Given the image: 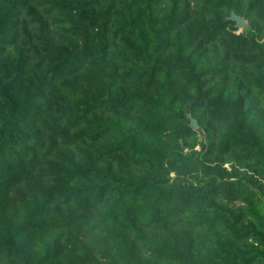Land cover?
<instances>
[{"label": "trees", "instance_id": "obj_1", "mask_svg": "<svg viewBox=\"0 0 264 264\" xmlns=\"http://www.w3.org/2000/svg\"><path fill=\"white\" fill-rule=\"evenodd\" d=\"M0 264H264V0H0Z\"/></svg>", "mask_w": 264, "mask_h": 264}, {"label": "rangeland", "instance_id": "obj_2", "mask_svg": "<svg viewBox=\"0 0 264 264\" xmlns=\"http://www.w3.org/2000/svg\"><path fill=\"white\" fill-rule=\"evenodd\" d=\"M245 24H246V22L244 21L242 25H239L238 20H236V25L235 26L238 28V31L240 32L243 29V27L245 26Z\"/></svg>", "mask_w": 264, "mask_h": 264}, {"label": "water", "instance_id": "obj_3", "mask_svg": "<svg viewBox=\"0 0 264 264\" xmlns=\"http://www.w3.org/2000/svg\"><path fill=\"white\" fill-rule=\"evenodd\" d=\"M235 19H236V20H238V22H239V25H242V24H243V22H244V20H243V19H241V18L235 17ZM193 127H194V128H196V122H193Z\"/></svg>", "mask_w": 264, "mask_h": 264}]
</instances>
